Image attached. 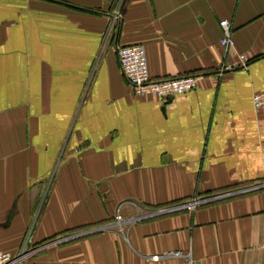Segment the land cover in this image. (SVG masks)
Instances as JSON below:
<instances>
[{
	"label": "crops",
	"instance_id": "1",
	"mask_svg": "<svg viewBox=\"0 0 264 264\" xmlns=\"http://www.w3.org/2000/svg\"><path fill=\"white\" fill-rule=\"evenodd\" d=\"M220 20L248 66L218 78ZM129 45L197 87L132 95ZM263 89L264 0H0V250L95 230L21 264H264V188L144 218L264 184Z\"/></svg>",
	"mask_w": 264,
	"mask_h": 264
},
{
	"label": "built area",
	"instance_id": "2",
	"mask_svg": "<svg viewBox=\"0 0 264 264\" xmlns=\"http://www.w3.org/2000/svg\"><path fill=\"white\" fill-rule=\"evenodd\" d=\"M221 30L219 47H221L226 58H230L229 61L221 63V66L215 70L214 75L218 78L225 72H234L238 69H246L248 66V56L243 55L234 50V41L231 38L232 25L226 20H220L217 24ZM144 47L139 45H129L126 47H118L115 51L117 56V66L122 74L124 82H126L131 88L132 95L141 97H151L153 99H158L162 102H167L169 98L173 96H182V94H187L195 90L198 85V78L196 76L185 75L180 78H167V80L158 79L150 80L149 72L146 68V54L144 53ZM251 103L255 111L263 116L264 115V89L261 92H256L251 98ZM258 188H264V184H258L253 186V188H242L238 191H227L223 194H216L210 198H202L199 200H189L186 203H178L172 205L171 207L160 208L157 211H148L144 215V218H151L152 216H157L159 214H171L173 212L181 211H192L197 209L200 205L209 204L217 200H226V198L231 196H238L241 193L253 192V190ZM123 223L120 216H115V224L121 231V224ZM80 233L77 235H72L66 237L65 239H57L52 243L48 244L47 247H53V245L59 243H65L67 240L76 239L80 237ZM189 256V255H188ZM188 256H183L180 252L174 251L173 253L165 252L160 256H151L153 261L158 262L161 258H187ZM20 258L11 257L8 252L0 250V264H17Z\"/></svg>",
	"mask_w": 264,
	"mask_h": 264
},
{
	"label": "rangeland",
	"instance_id": "3",
	"mask_svg": "<svg viewBox=\"0 0 264 264\" xmlns=\"http://www.w3.org/2000/svg\"><path fill=\"white\" fill-rule=\"evenodd\" d=\"M227 192V191H226ZM229 192V191H228ZM216 194H223V193H215V194H213V195H216ZM212 195V196H213ZM212 196H210V197H212ZM209 197V198H210ZM231 197H233V196H231ZM228 198H230V197H228ZM202 199V198H201ZM218 201H221V200H217V201H213V202H218ZM222 201H224V200H222ZM212 202V203H213ZM208 204V203H207ZM210 204V203H209ZM175 205V204H174ZM202 205H200L199 207H201ZM171 207V206H170ZM199 207L197 208V209H199ZM164 208V207H163ZM194 210H196V209H194ZM151 211H154V210H151ZM155 211H157V210H155ZM186 212H188V211H186ZM174 213V212H173ZM173 213H171V214H173ZM165 214H167V213H165ZM171 214H167V215H171ZM161 215H164V214H159V215H157V216H152V217H155V218H157V217H159V216H161ZM151 217V218H152ZM81 235H83V236H90V235H92L93 233H96L95 232V230H93V231H87V230H83L82 232L80 231L79 232ZM78 233V234H79ZM88 233V234H87ZM84 234H87V235H84ZM80 235V237H83V236H81ZM29 236H30V234H29V231L26 233V235H25V238L23 239V242H21V244H20V246L18 247L19 249H18V251H17V253L16 254H13V255H10L11 257H18V258H20L18 261H17V264H21V262H23V260H25L26 258H31V257H35V256H37V255H40V253H43V252H45V251H47V250H49V249H51V248H53V247H47L48 246V244H50V243H52L54 240H57V239H65L66 237H68V236H66V237H60V238H56V239H53V241H49V242H47V241H45V242H43V243H41V244H39V246H37V247H29L28 246V241H29ZM71 240V239H70ZM75 240V239H74ZM68 241V240H67ZM66 243V242H65ZM59 244H61V243H59ZM59 244H56V245H53V246H58ZM64 243H62L61 245H63ZM185 256V255H184ZM183 258V257H182ZM188 258H190V255L187 257V258H185V259H188ZM184 259V258H183Z\"/></svg>",
	"mask_w": 264,
	"mask_h": 264
},
{
	"label": "water",
	"instance_id": "4",
	"mask_svg": "<svg viewBox=\"0 0 264 264\" xmlns=\"http://www.w3.org/2000/svg\"><path fill=\"white\" fill-rule=\"evenodd\" d=\"M88 234V233H87ZM87 234H84V235H87ZM81 236H83V235H81Z\"/></svg>",
	"mask_w": 264,
	"mask_h": 264
},
{
	"label": "trees",
	"instance_id": "5",
	"mask_svg": "<svg viewBox=\"0 0 264 264\" xmlns=\"http://www.w3.org/2000/svg\"><path fill=\"white\" fill-rule=\"evenodd\" d=\"M80 229H82V228H80Z\"/></svg>",
	"mask_w": 264,
	"mask_h": 264
}]
</instances>
